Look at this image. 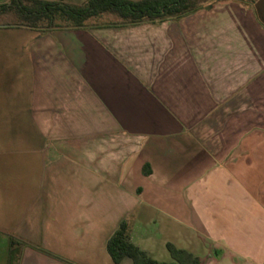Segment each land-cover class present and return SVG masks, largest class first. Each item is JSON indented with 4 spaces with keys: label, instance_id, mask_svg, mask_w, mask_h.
I'll return each instance as SVG.
<instances>
[{
    "label": "crops",
    "instance_id": "crops-1",
    "mask_svg": "<svg viewBox=\"0 0 264 264\" xmlns=\"http://www.w3.org/2000/svg\"><path fill=\"white\" fill-rule=\"evenodd\" d=\"M263 1L0 24V264H115L122 220L159 262L264 264Z\"/></svg>",
    "mask_w": 264,
    "mask_h": 264
},
{
    "label": "trees",
    "instance_id": "trees-1",
    "mask_svg": "<svg viewBox=\"0 0 264 264\" xmlns=\"http://www.w3.org/2000/svg\"><path fill=\"white\" fill-rule=\"evenodd\" d=\"M204 1V0H202ZM200 0H87L82 4L46 0H8L0 3V17L12 13L16 23L27 26H84L91 18L114 16L122 23L154 21L179 17L199 8ZM148 171L144 169V173ZM175 263L159 262L135 245L131 238L129 220H122L107 240L106 248L115 264L124 258L133 264H200L199 258L167 243ZM14 244L10 242L8 264L13 259Z\"/></svg>",
    "mask_w": 264,
    "mask_h": 264
},
{
    "label": "rangeland",
    "instance_id": "rangeland-1",
    "mask_svg": "<svg viewBox=\"0 0 264 264\" xmlns=\"http://www.w3.org/2000/svg\"><path fill=\"white\" fill-rule=\"evenodd\" d=\"M204 1L200 0V3H203ZM261 9L264 10V1L261 2L260 4ZM89 20H93V21H98V22H110V21H118L114 16L111 15H105L102 18H91ZM10 22H17V19L15 18V16L12 13L3 15L0 17V24L3 23H10ZM13 259H11V263L10 264H15V252H13Z\"/></svg>",
    "mask_w": 264,
    "mask_h": 264
},
{
    "label": "flooded vegetation",
    "instance_id": "flooded-vegetation-1",
    "mask_svg": "<svg viewBox=\"0 0 264 264\" xmlns=\"http://www.w3.org/2000/svg\"><path fill=\"white\" fill-rule=\"evenodd\" d=\"M262 19L264 20V10H261Z\"/></svg>",
    "mask_w": 264,
    "mask_h": 264
}]
</instances>
